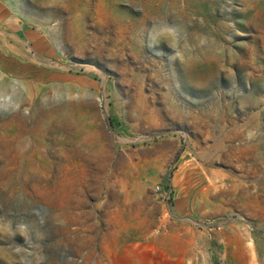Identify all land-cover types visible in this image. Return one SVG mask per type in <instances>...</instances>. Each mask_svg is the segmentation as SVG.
<instances>
[{
	"label": "rangeland",
	"instance_id": "374dc122",
	"mask_svg": "<svg viewBox=\"0 0 264 264\" xmlns=\"http://www.w3.org/2000/svg\"><path fill=\"white\" fill-rule=\"evenodd\" d=\"M56 1L0 7V264H264V0Z\"/></svg>",
	"mask_w": 264,
	"mask_h": 264
},
{
	"label": "bare ground",
	"instance_id": "6f19581e",
	"mask_svg": "<svg viewBox=\"0 0 264 264\" xmlns=\"http://www.w3.org/2000/svg\"><path fill=\"white\" fill-rule=\"evenodd\" d=\"M5 1H8V0H0V7L3 6V2ZM37 1H41L43 3H48L49 0H35V3ZM66 0H57L56 1V5L60 6L63 8L64 4H65ZM120 2L121 0H99V3L101 6H103L109 14H111V16L115 19V21L117 22V29L118 31L122 32V24H123V14H121L119 12L120 10ZM137 2V1H136ZM135 2V5L138 6V3ZM139 7V6H138ZM20 8V7H19ZM60 8V9H62ZM7 9V8H6ZM56 10H59V7H55ZM12 11L14 13H18V14H21V11L20 9H18V7H14L12 9ZM1 12V11H0ZM32 12V11H31ZM9 13V12H8ZM34 13V12H33ZM2 16V14H0V17ZM4 17V15L2 16ZM7 18V15L5 17V19L3 18H0V22H4V21H7L6 20ZM13 18V17H12ZM139 18V17H138ZM128 20V19H127ZM13 31V30H12ZM3 33V31H1ZM39 32V31H38ZM16 34V32L14 33ZM118 34V33H117ZM5 35V34H4ZM5 36H8V35H5ZM29 37V36H28ZM27 90V93L29 95V98L32 99L34 94H33V90L26 84H23ZM9 91H11V93L13 92V94L15 93V87H14V83H13V80L10 79L8 76L4 75V74H1L0 72V96H3L4 98H8V96L10 95V99L12 98L11 94H7L9 93ZM14 96V95H13ZM9 100V99H8ZM1 101V100H0ZM5 101V100H4ZM21 101V100H20ZM3 102V101H2ZM8 102V101H7ZM6 102V103H7ZM1 103V102H0ZM20 152V151H19ZM25 156V155H24ZM2 159V158H1ZM11 160V159H10ZM16 160H17V157H16ZM24 160V159H23ZM6 162V161H5ZM4 162V163H5ZM12 162V161H11ZM22 162V161H21ZM7 163V162H6ZM3 164V163H2ZM11 165V164H10ZM4 166V164H3ZM2 166V167H3ZM16 169V167H15ZM12 170V169H11ZM20 171V170H19ZM30 172V171H29ZM19 174V173H18ZM28 174V173H27ZM33 174V173H32ZM22 175V174H21ZM19 176V175H18ZM26 177V176H25ZM33 177V176H32ZM27 179V178H26ZM36 179V178H34ZM26 182V181H25Z\"/></svg>",
	"mask_w": 264,
	"mask_h": 264
}]
</instances>
